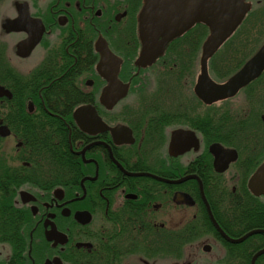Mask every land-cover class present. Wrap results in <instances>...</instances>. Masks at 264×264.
Listing matches in <instances>:
<instances>
[{"label": "flooded vegetation", "instance_id": "af4514ba", "mask_svg": "<svg viewBox=\"0 0 264 264\" xmlns=\"http://www.w3.org/2000/svg\"><path fill=\"white\" fill-rule=\"evenodd\" d=\"M150 1L0 0V264H264V0Z\"/></svg>", "mask_w": 264, "mask_h": 264}, {"label": "water", "instance_id": "95a60500", "mask_svg": "<svg viewBox=\"0 0 264 264\" xmlns=\"http://www.w3.org/2000/svg\"><path fill=\"white\" fill-rule=\"evenodd\" d=\"M162 6L160 12L164 11L166 18L171 16V12L187 13L194 15H205L208 20H212L211 34L206 44L205 54L209 55L212 50L224 39L233 29V27L243 20L247 13V4L244 0H229L230 7L223 11L220 6L221 0H155ZM154 0L150 2L155 4ZM165 9V10H164ZM164 18V20L166 19ZM264 68V47L262 50L239 72L227 85L226 91L234 92L252 77L259 74ZM250 188L256 193H264V162L250 179ZM264 252V249L258 252V255Z\"/></svg>", "mask_w": 264, "mask_h": 264}, {"label": "rangeland", "instance_id": "374dc122", "mask_svg": "<svg viewBox=\"0 0 264 264\" xmlns=\"http://www.w3.org/2000/svg\"><path fill=\"white\" fill-rule=\"evenodd\" d=\"M260 15H262V14H260ZM262 37H264V34H262Z\"/></svg>", "mask_w": 264, "mask_h": 264}]
</instances>
